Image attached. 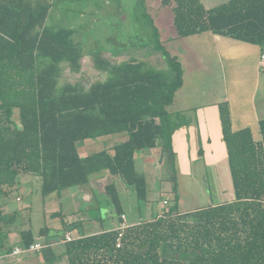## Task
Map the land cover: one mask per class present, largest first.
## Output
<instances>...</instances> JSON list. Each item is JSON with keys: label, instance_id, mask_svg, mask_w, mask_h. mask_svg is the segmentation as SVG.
I'll use <instances>...</instances> for the list:
<instances>
[{"label": "trees", "instance_id": "obj_1", "mask_svg": "<svg viewBox=\"0 0 264 264\" xmlns=\"http://www.w3.org/2000/svg\"><path fill=\"white\" fill-rule=\"evenodd\" d=\"M57 2L0 0V251L37 241L24 228L29 219L19 209L6 208L20 189L22 174L38 175L47 197L85 185L92 173L109 169L145 201L148 181L136 169L137 150L160 146L176 173L170 107L184 85V66L166 46L155 20L151 18V49L165 65L133 55L116 61L98 49L92 53L94 66L106 78L87 87L61 81L66 68L81 71L84 52L73 28L48 23ZM160 4L170 8L177 37L213 32L264 47V0H228L211 8L202 0ZM137 44L150 54L149 39ZM219 106L234 187L231 200L184 212L173 174L171 202L165 198L163 212L127 227L121 247L114 229L64 242L61 252L47 245L45 264L62 259L67 264H264V119L262 140L256 142L250 128L232 129L227 102ZM117 133L128 138L115 144L113 153L108 148L88 156L79 153L80 141ZM107 192L121 216L116 185H107ZM16 230L20 240L10 243L9 234Z\"/></svg>", "mask_w": 264, "mask_h": 264}, {"label": "rangeland", "instance_id": "obj_2", "mask_svg": "<svg viewBox=\"0 0 264 264\" xmlns=\"http://www.w3.org/2000/svg\"><path fill=\"white\" fill-rule=\"evenodd\" d=\"M226 1L228 0H205V6L211 8ZM160 5V0H146L145 4H141V0H59L51 11L48 23L73 28L75 32L73 38L81 44L84 52L81 60V71L73 72L66 68L61 81L81 82L89 87L93 82L105 79L106 73L100 72L94 66L92 53L98 49L102 50L103 56L116 61L125 60L133 55L145 59L155 66L165 65L162 55L151 49L153 45L151 18H153L157 22V26L164 32L163 37H165L166 46L180 57L188 70L186 75L187 86L184 89L196 97L211 91V94L206 96V99L209 100L222 96L226 91L225 81L218 72V67L217 71H213L217 61L211 59L213 57H210L211 60H209L208 56L205 55L209 51L203 48L205 43L203 46L201 44L204 36L197 35L188 38L175 36L172 12L170 8H161L160 10ZM143 39L150 40V54L147 53L149 51L146 48L137 44ZM210 69L211 71H209ZM180 97L178 96L174 100L170 108L180 107ZM198 100L196 99L197 102ZM188 115L192 116V114ZM14 119L19 122L17 110ZM83 143L84 141H80L78 145L81 146ZM195 149L196 147L187 150L186 163L177 162L176 173L167 162L163 165H160L159 162L155 163L154 169L152 168L147 172L150 180L147 200L140 201L135 189L128 194L122 193L124 209L128 213L129 222L140 220L142 217L145 219L152 218L166 209L167 206L163 205V201L168 198L171 202V197L174 196L172 180L170 179L173 174L177 176L179 207L184 212L229 201L234 197L233 181L227 158L213 164L205 163L202 158L197 159V161L188 160L189 157H194L192 152ZM160 151H162L161 148L157 152L155 151L158 157L162 156L157 154ZM188 153H191V156H188ZM26 179L29 180L30 178ZM30 180L33 181L34 179ZM19 190L27 193L26 189L24 191L23 189ZM21 192L17 191L12 195L6 208L7 210L20 208L19 210L22 211V216L26 220L30 218V214H28L29 212L26 213L23 207L27 202L32 201L31 229L36 233L44 226L45 216L42 212L41 196L43 199L45 197L42 192L35 190L33 200L28 197L30 196L28 194L24 199L18 201V196H23ZM86 226L71 227V230L74 234L91 232ZM36 236L40 240L54 238L45 233H39ZM18 237L20 236L15 235L12 238L15 240ZM38 255L37 253L29 254L23 262H18L15 258L9 257L5 259L3 264H41Z\"/></svg>", "mask_w": 264, "mask_h": 264}, {"label": "crops", "instance_id": "obj_3", "mask_svg": "<svg viewBox=\"0 0 264 264\" xmlns=\"http://www.w3.org/2000/svg\"><path fill=\"white\" fill-rule=\"evenodd\" d=\"M202 1L206 4L205 0ZM159 9L161 10V8ZM160 31L162 39H164V32L161 28ZM175 34L176 32L174 31ZM197 35L204 36V39L200 40L202 46L205 43L203 48L209 51L205 54L208 56V59L217 61V65L213 71H217L218 67V72H220L222 79L225 81L226 91L222 96L216 97L213 100L206 99V96L211 94V91L208 93L204 92L198 97L191 94L190 91H186L184 88L187 86L186 75L188 70L182 61L185 81L182 89L177 93L179 97L181 96L180 107L176 109L171 108L172 121L176 127L173 134V143L177 162L186 163L187 150H192L193 147H196L192 152L194 157H189L188 160L193 161L194 159L197 161V159L202 158L205 163L213 164L229 157L220 117L219 103L221 102H227L229 105L233 130L250 128L254 141L259 142L262 140L260 121L264 119V66L261 64V56L264 53V47L213 32H203L187 36V38ZM210 57L213 58L210 59ZM196 99H199L198 102ZM188 114H192V116L190 117ZM177 120L180 122L178 123ZM127 138L128 135L126 133H117L97 139H86L81 146L78 145V150L82 156H88L104 148H108L113 153L114 145L125 141ZM160 148L158 146L151 150H137L135 154L136 169L146 176L148 192L150 180L147 172L153 168L156 162H159L160 165L166 162L163 151L157 153L159 156L162 155L161 157L155 154V151L157 152ZM188 156H191V153H188ZM26 178L34 180L31 181ZM19 181L20 189H23V191L26 189L27 193L25 194V192L19 190L18 192H21L23 196H18V201L24 199L28 194H30L28 197L32 199L35 197V190L41 192V179L38 175L22 174L19 177ZM112 183L116 185L120 193L123 207L122 214H126L125 220L122 218V215L117 214L116 207L107 192V185ZM132 190L134 188L126 186L119 176L113 175L109 169H103L92 173L89 183L85 185L74 188H63L60 192L52 193L45 197V199L41 196L42 212L45 216L44 226L43 229L40 228L36 231L34 236L37 241L50 245L49 247H53L61 252L64 249L63 243L67 242L63 238V235L67 231L72 233L73 240H75L84 236L118 229L123 221L131 226L150 220V218L145 219L142 217L140 220L128 221L129 216L124 209L122 193L128 194ZM32 203V201L27 202L23 207V210L30 214L29 222L27 223L29 225L26 224L25 229H31L32 226ZM54 213H57V216H54ZM66 224L68 228L64 230ZM75 226H86L91 232L74 234L70 228ZM39 233H45L54 238H41L42 240H40L36 236ZM15 235H19V231L16 230L9 234L10 243L20 240V237L14 240L12 237ZM57 236L60 237L55 238ZM37 254H39L41 264H45L43 250L37 252ZM58 264H67V262L65 259H62Z\"/></svg>", "mask_w": 264, "mask_h": 264}, {"label": "built area", "instance_id": "obj_4", "mask_svg": "<svg viewBox=\"0 0 264 264\" xmlns=\"http://www.w3.org/2000/svg\"><path fill=\"white\" fill-rule=\"evenodd\" d=\"M261 64H262V66H264V53L261 56ZM163 202H164L163 203L164 206H166L168 204L167 200H164ZM122 218L125 220L126 214H122ZM127 227H129V225L124 221L118 227L119 235H118L117 243H116L117 247L122 246V237H123ZM73 239H74V237H73L71 232H69V231L65 232L64 241H72ZM45 246H47V245L42 243L41 241H36L29 246H23L20 244H16L9 250H1L0 251V264H3L5 259H7L9 257H13L18 262H21L27 255L40 252L43 250V248H45Z\"/></svg>", "mask_w": 264, "mask_h": 264}]
</instances>
